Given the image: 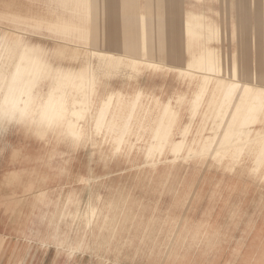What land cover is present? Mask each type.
Segmentation results:
<instances>
[{"label":"bare ground","instance_id":"1","mask_svg":"<svg viewBox=\"0 0 264 264\" xmlns=\"http://www.w3.org/2000/svg\"><path fill=\"white\" fill-rule=\"evenodd\" d=\"M194 1L184 12V0H0V24L7 20L11 24L0 30V117H7L4 119L7 123L14 120L23 126L27 124L24 128L39 136L34 139L41 143L36 146L40 155L23 162L22 146L11 147L9 165L0 180L10 192L0 193V198L11 203L0 204L5 212L11 213L7 220L0 221V228H6V233H0V262L6 255L12 256L9 264H32L41 256L35 255L33 244H45L48 240L32 225L67 215L74 218L78 213V204H73L77 199L75 185L89 181L92 173L72 172V156L66 154V149L51 146L52 139L62 135L65 137L57 139L60 145L64 139L77 145L81 139L96 135L100 140L95 143H110L105 140L109 138L119 146L140 133L141 128L152 127L148 154L155 148L159 154L165 150L172 153L173 158L166 154L164 160L151 159L150 177L156 173L158 163L173 162L181 154L183 161H188L205 144L212 146L211 157L215 160L208 167L218 166L229 150L250 154L249 159H230L222 164L225 172L217 179L232 190L241 186L235 204L243 202L244 195L252 191L260 192L259 200L264 204V31L244 32L228 17V13H240L241 4H254L256 15L263 17L264 0ZM214 1L222 4L223 11L215 12ZM104 20L109 22L106 24ZM89 26L93 27L92 38L84 36ZM106 28H121L124 33L120 43H114L115 35L103 34ZM42 31L58 34L52 37L68 42L43 46L32 38V33ZM167 33L171 39L162 44V34ZM233 38L241 46L251 43L252 50H242L244 59L237 58V52L232 53L229 43H224ZM84 44H89L91 54L101 64L113 69L123 64L132 70L145 64L151 75L161 73L167 77L172 73L186 87L169 94L165 86L158 93L137 80L121 87L99 83L94 67L81 59L80 47L86 48ZM256 53L259 69L251 65L257 64L256 58L249 63L245 59ZM74 60L82 63L75 66ZM43 82L46 88L42 87ZM212 110L213 115H206ZM185 115L187 121H183ZM31 122L34 125L29 127ZM41 124L45 126L39 129ZM189 134L191 140H187ZM235 135L239 143L231 139ZM222 148L226 151L220 155L217 152ZM243 176L250 180L243 181ZM63 192L68 193L63 197L64 204H59ZM99 208L93 206L87 212L88 226L99 215L102 219L110 217L107 210ZM32 215L37 220H32ZM122 215L127 218L131 213L118 212L115 216ZM242 215L243 212L237 211L232 217ZM130 217L138 216L132 213ZM257 217L262 227L252 230ZM246 223L228 254L235 257L243 246L250 250L256 247L255 256L242 257L241 264H264V211L252 215ZM187 233L195 239L189 246L214 250L218 257L222 249L218 236L226 231L212 228L206 221L193 232L189 228ZM9 235L14 236L15 242L22 238L28 247L19 254L7 252ZM74 245L69 247L70 255L74 254ZM180 250L178 253L176 246L171 247L167 260L178 257L180 264H204L198 259L189 261V251ZM214 260L217 264L218 259Z\"/></svg>","mask_w":264,"mask_h":264},{"label":"rangeland","instance_id":"2","mask_svg":"<svg viewBox=\"0 0 264 264\" xmlns=\"http://www.w3.org/2000/svg\"><path fill=\"white\" fill-rule=\"evenodd\" d=\"M41 1L47 2L48 0ZM144 2L141 3L144 4ZM105 22L107 24L109 21ZM9 25L11 24L8 20L3 22L0 24V30ZM149 29L150 27L148 31ZM168 29L171 30L170 27ZM92 30L93 27L89 26L84 36L92 38ZM41 33H32V38L41 41L43 46H51L54 42H68L57 36V39L52 37L58 34L44 31ZM123 33L121 28H106L103 34L108 37L115 35L114 43H120ZM167 35L170 33L162 34V44L170 41L171 37ZM84 46L86 48L80 47L81 59L88 61L94 67L93 72L98 74L97 82L99 83L121 87L125 83L137 80L146 83L158 93H162L161 88L165 86L169 94L178 88L185 89L186 87L185 84L180 83L176 75H171L172 73L167 77L161 73L151 75V69H147L149 67L145 64H141L138 70L126 68L123 64L113 69L101 64L99 59L91 54L89 44H84ZM183 57L185 61L187 59L186 50L183 52ZM76 61L75 66L82 63ZM63 63L66 62L63 61ZM254 67L259 69V66L254 65ZM93 72L91 71V74ZM42 87L46 88L47 84L43 82ZM99 90H104V88ZM213 114L214 110L208 111L206 115ZM4 119L0 117V165L3 163L4 155L11 151L12 146H15L13 143L16 139L39 138L32 130L28 131L24 128L27 124L23 126L14 120L7 123ZM183 121H187V115L184 116ZM28 125L32 127L34 124L31 122ZM42 126L45 124H41L39 129ZM23 132H29V135ZM139 132L119 146L113 144L109 138L105 140L110 143H95L96 140H100V136L96 135L85 140L81 139L83 141L77 145H60L57 139L65 137L63 135L52 139V147L66 149L69 153L75 154L79 160V171L83 173L86 171V175L92 173V178L75 185L77 199L73 204H78V213L74 218L67 215L62 219H53L51 222L48 219L43 224L32 225L35 229L39 228L42 235H46L48 239L45 244L41 242L33 244L35 255L39 253L41 256L37 260L35 258L32 264H53L55 260L56 264H180L178 257L172 261L167 260V252L173 246H176L178 253L182 251L181 248L188 250L190 253L188 260L191 262L198 259L204 264H212L216 263L214 258H217L218 262L226 258L227 250L233 247L236 237L240 236L242 229L247 227V219L264 211V204H261L259 200L260 192L252 191L244 195L243 202L235 204L241 186L232 190L229 185H222L221 181H218L219 178L217 179L222 175L221 173L225 172L222 164L224 165L230 159L232 161L240 158L249 159L250 154L238 153L236 150H229L225 153L226 150L222 148L217 153L220 155L225 153V155L220 158L218 166L208 167V164L215 160L211 157L212 146L205 144L199 147L197 155L192 159L188 158V161L184 162L183 154H181L173 162L158 163L156 173L150 177L151 159L164 160L166 154L173 158V154L167 153L166 150L159 154L155 148L148 154L147 148L152 146L148 144V141L151 140L149 137L153 129L145 127ZM204 132L210 133L209 130ZM231 139L236 143L240 142L237 141L236 135ZM187 140H191L190 134L187 135ZM130 141L134 143L130 144ZM21 142L24 141L21 140ZM30 145L29 143L28 148ZM31 147L36 148V146ZM246 162L250 163L249 160ZM190 165L191 168L188 167ZM240 166L236 165L239 168ZM242 180L250 179L243 176ZM65 188L69 189L67 185ZM67 193H61L62 200L60 201L59 198V204H64L63 197H66ZM93 206L97 209L102 207L103 211L107 210L110 217L102 219L99 215L94 218L96 222L91 221L88 226L86 215L87 212H91ZM237 211L243 212V215L240 218L232 217ZM118 212H127L131 215L134 213L138 217L131 219V215L127 218L123 215L115 216ZM34 217L36 216L32 215L31 219L37 220ZM206 221L212 228L219 227L222 232L226 231L218 236L219 244H222L218 257H215L214 250H206L197 245L189 246L194 243L195 239L189 236L188 229L190 228L193 232ZM259 226H261V219L257 217L250 228L254 230ZM55 228L56 233H54ZM0 231L3 234L6 233L4 229ZM250 234H252L251 231ZM247 237V240L250 239L249 236ZM17 240L15 242L14 236L9 235L7 252H18L19 254L28 247L22 238H17ZM73 243L75 244L74 254L70 255L69 247ZM239 249H246V247ZM11 257L5 255L0 264H9Z\"/></svg>","mask_w":264,"mask_h":264},{"label":"crops","instance_id":"3","mask_svg":"<svg viewBox=\"0 0 264 264\" xmlns=\"http://www.w3.org/2000/svg\"><path fill=\"white\" fill-rule=\"evenodd\" d=\"M219 1H222V0H219ZM195 1L194 0H184V4H183V10L184 12L187 11V9L189 10L190 9V5L193 4ZM233 2L235 3V0H233ZM222 3V2H221ZM227 6H231L230 5H227ZM242 7L241 9V12L240 13H232L229 14L228 13V17L231 18V20L233 21L232 23H236V25H238L244 32H260V31H264V16L261 17L260 14H257L256 15V12H255V5L254 4H249L247 6L241 4L240 5ZM212 7L214 8L215 12L216 11H223V6L222 4H219L218 2L214 1V3L212 4ZM225 19H227V14L225 16ZM238 23H237V22ZM232 30V28H231ZM224 40H222L223 42ZM222 42L220 45H222ZM225 44H228L229 43V50L233 53V52H237V58H242L244 59V53L242 52V50H246V51H250L252 50L251 47V43L247 42L246 45L244 46H241V44H239L234 38L233 39H230L228 41H225L224 42ZM223 44V46L225 45ZM254 58H256L258 61H256L257 64H253L251 63V65H260V61H259V56H257V53L256 54H251L249 56V54L247 56H245V59H246V62L248 61V63L253 60ZM264 62V60H263ZM21 140H23L24 142L22 143ZM16 141H18L16 143ZM66 141V142H65ZM63 142H65L64 144H72V141H68V140H64ZM62 142V143H63ZM29 143L31 144L30 145V148H28L29 146ZM61 143V144H62ZM13 145H21L22 146V162L25 161V160H30V159H34L36 158V156L39 154L40 155V148L38 149L37 147L35 148H32L31 146H39L41 145L40 142L36 141L34 138H31V137H23L22 139H16L13 143ZM9 154H10V151H8L7 154L4 155V159H3V163L0 165V180L3 179V175H4V172L7 170L6 168L8 167L9 165V161H8V158H9ZM67 155H71L72 156V162H71V165H72V168H71V171L72 172H78L79 170V166H78V157L75 156V154L73 153H69V150H67ZM64 154V156L66 155ZM66 155V156H67ZM65 156V157H66ZM15 165V164H14ZM2 192H5V193H10L9 190H8V185L6 184H2L0 183V193ZM0 204H11V203H8V199H5V198H0ZM24 204H29V202H26ZM0 221L2 220H7V218H9L11 216V213H9L10 211L8 212H5L4 211V206H0ZM1 230L4 229L6 230L5 227H2L0 228ZM2 231H0L1 233ZM262 239H264V231H263V234H262ZM248 238V237H247ZM259 244V243H258ZM258 244H257V247H258ZM255 246V245H254ZM258 250V249H257ZM230 251H233L231 249H228L227 250V254L225 255L226 258L224 260H220L218 262V264H224V262L226 260H229L231 258L232 261H230V263L228 264H241V259L242 257H249V256H255V253H256V247H254L253 249H238L237 250V254L235 255V257H233L232 255L228 254ZM264 251V249H263ZM249 253V254H248ZM263 258H264V253H263ZM264 261V260H263Z\"/></svg>","mask_w":264,"mask_h":264}]
</instances>
